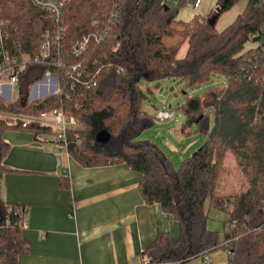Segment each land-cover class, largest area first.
<instances>
[{"label": "trees", "instance_id": "trees-1", "mask_svg": "<svg viewBox=\"0 0 264 264\" xmlns=\"http://www.w3.org/2000/svg\"><path fill=\"white\" fill-rule=\"evenodd\" d=\"M238 1L218 0L219 13L206 18L197 15L182 22L178 30L174 24L185 0L174 8L164 5V0H69L66 27L73 31L66 37V49L71 41L98 30L92 26L97 16L100 27L110 23L111 32L102 44L94 45L91 60L84 61L85 74H95V60L100 65L111 64L112 69L93 79L84 76L73 88V80L63 77L64 95L31 104V87L50 70L49 65L34 66L23 77L16 102L6 104L0 99L1 111L25 115L52 108L68 111L84 126L68 133V153L80 165L126 164L141 174L140 191L145 201L159 204L163 212L178 220L181 231L177 241L169 232L157 235L143 252L150 264H186L218 250L230 252L228 264H264V3L257 7L260 0H246L236 21L219 31L220 16ZM0 4L11 34L9 44H19L18 52L36 56L49 20L29 0H0ZM3 4L17 8L18 14L5 15ZM113 11L118 12V18L111 22ZM216 15L217 22L211 25L209 20ZM174 37L180 41L165 43L166 38ZM185 42L188 51L180 60L178 54ZM250 42L253 45L248 48ZM117 68L123 72L117 74ZM216 75L224 78L223 86L190 96ZM168 77L191 88L176 108V115L182 111L187 118L181 133L189 134L197 124L208 135L205 144L183 160L178 170L157 145L139 140L142 131L155 124L154 116L144 110V102L153 93L152 86H161L160 81ZM88 81L89 86L84 84ZM8 129L0 121V264H20L28 247L22 237L24 216L19 211L27 206L7 203L1 195L6 171L2 163L10 148L4 139ZM15 130L35 135L50 132L32 127ZM103 130L111 135L107 144L97 141ZM228 154L235 158L246 184L232 194L222 189ZM211 208L229 216L222 241L218 232L207 227Z\"/></svg>", "mask_w": 264, "mask_h": 264}, {"label": "crops", "instance_id": "crops-1", "mask_svg": "<svg viewBox=\"0 0 264 264\" xmlns=\"http://www.w3.org/2000/svg\"><path fill=\"white\" fill-rule=\"evenodd\" d=\"M181 1L163 3L174 8ZM185 1L194 12H200L208 1L211 12L199 13L202 18L214 12L216 0ZM178 20L174 28L181 30L182 22L192 19ZM164 41L174 45L180 38ZM188 47V42L183 43L178 59L185 58ZM5 141L10 148L2 163L6 171L1 195L5 202L29 209L22 229L28 251L20 256V264H139L159 233L169 232L173 240L178 237L174 217L159 204L145 201L141 174L126 164L86 168L54 142H40L25 131ZM210 258L209 264L229 262L223 250L211 253ZM186 264L206 263L199 257Z\"/></svg>", "mask_w": 264, "mask_h": 264}, {"label": "built area", "instance_id": "built-area-1", "mask_svg": "<svg viewBox=\"0 0 264 264\" xmlns=\"http://www.w3.org/2000/svg\"><path fill=\"white\" fill-rule=\"evenodd\" d=\"M198 1V0H196ZM30 4L39 10L50 22V26L45 29L40 36L39 52L36 56H31L28 53L18 52L19 44L10 45L11 34L7 29V22L1 14L0 4V99L6 104H12L20 98V85L27 70L34 66L49 65L44 78L34 84L31 89L37 87L36 99L29 101L31 104H40L54 97L62 96L65 93L63 77L73 80L71 88L76 82H82V77L93 79L103 70L109 71L112 69L111 64L100 65L97 60L93 62L94 67H97L95 74H85V63L91 60L95 50V44H102L110 35V23L106 22L101 26V19L94 17L92 26L98 30L92 31L83 35L80 39L70 42L69 49H66L65 40L67 37L66 27V8L69 0H29ZM198 3V2H197ZM196 3V4H197ZM264 0L258 2L257 7L261 6ZM220 9L217 6L216 13ZM118 18V12L113 11L111 14V22ZM16 30V29H15ZM16 49V50H13ZM53 54L56 55L52 58ZM264 55V48H263ZM87 57V58H86ZM83 58L84 60H78ZM62 72V75L61 73ZM122 68H117L116 73L121 74ZM78 80V81H76ZM90 81V80H89ZM85 82L89 86L90 82ZM30 89V94H31ZM39 89V90H38ZM44 97L42 94H44ZM67 99L70 96L66 95ZM176 116V110L160 109L155 114V123H162ZM0 121L10 129H27L39 128L46 129L48 134L35 135L40 142H54L59 150L68 152L70 131H80L84 128L83 124L68 111L62 108H52L50 110L41 111L36 115H25L18 112H8L0 110ZM28 207L20 209L22 216L27 215ZM24 223H22V227ZM230 255V252H228ZM206 264L211 263L210 255L204 256ZM150 258L146 254H142L139 264H150Z\"/></svg>", "mask_w": 264, "mask_h": 264}, {"label": "rangeland", "instance_id": "rangeland-1", "mask_svg": "<svg viewBox=\"0 0 264 264\" xmlns=\"http://www.w3.org/2000/svg\"><path fill=\"white\" fill-rule=\"evenodd\" d=\"M207 2L208 1L204 2L202 8L200 9V12L197 11L194 12L190 9L187 3L184 4L183 6L180 7L178 17L185 21H189L193 19L195 16L199 15V13L202 16L209 15V13L211 12V8L208 6ZM217 2L218 0L214 2L215 4L213 7L214 9L213 13H216L215 9L218 6ZM246 5H247L246 0H239L234 9L230 10L227 13L222 14L217 22V29L219 31H224L227 27L232 25L236 21L238 16L244 11ZM2 11L5 13V15L18 14L17 8L10 9L4 6V4L2 6ZM67 30H68L67 34H70L69 32L73 31L72 28H70L69 30L68 27ZM252 45L253 43L250 42L247 44V47L249 48ZM160 84L161 86L158 87H156L155 85L152 86L153 93H149L148 100L144 102L145 110L147 111L150 110L151 115H153L154 117L157 110L160 109L162 110V109L171 108L173 110H176V108L182 104L185 98L184 92L189 93L191 91V88L186 87L187 84L185 82H180L170 77L161 80ZM223 84H224V78L222 76H218V75L213 76L208 85H205L201 88L194 90L190 96L192 95L202 96V94H204L210 87L223 86ZM36 90L37 87L31 89L29 101L36 99L38 94L36 93ZM44 95L45 93L42 94L43 97ZM186 121H187L186 116L183 114L182 111H179L177 112V115L174 118L167 121H163L162 123H155L149 128L143 130L142 133L140 134L139 140L150 141L155 145H157L172 161L176 170H178L183 160L193 156L205 144L208 137V135L205 132L199 130L197 124H194L191 127L189 134L183 135L181 133L180 127H182L183 124L186 123ZM212 122H214L213 119ZM15 132L17 131L8 129L4 134V139L5 137H8L14 134ZM245 186L246 184L243 173L238 168L237 162L233 157V155L228 154L225 160V174L223 176V184H222L223 191L232 194L233 192L241 191L242 188ZM208 215H209L207 221L208 229L218 232L219 239L222 241L225 236L224 224L229 219L228 214L220 210H217L215 208H211L209 210ZM174 222H177L179 226L178 237L174 238V241H177L181 235V231L178 220L174 218Z\"/></svg>", "mask_w": 264, "mask_h": 264}, {"label": "water", "instance_id": "water-1", "mask_svg": "<svg viewBox=\"0 0 264 264\" xmlns=\"http://www.w3.org/2000/svg\"><path fill=\"white\" fill-rule=\"evenodd\" d=\"M221 8L217 11L219 13ZM218 19V15L212 17L209 22L211 25H215ZM111 135L107 130H103L98 133L97 135V141L101 144H107L110 141Z\"/></svg>", "mask_w": 264, "mask_h": 264}]
</instances>
